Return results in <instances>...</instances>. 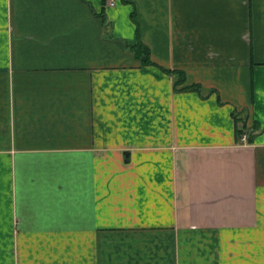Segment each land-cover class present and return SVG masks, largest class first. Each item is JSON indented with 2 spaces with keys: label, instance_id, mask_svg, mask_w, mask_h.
<instances>
[{
  "label": "crops",
  "instance_id": "obj_1",
  "mask_svg": "<svg viewBox=\"0 0 264 264\" xmlns=\"http://www.w3.org/2000/svg\"><path fill=\"white\" fill-rule=\"evenodd\" d=\"M0 264H264V0H0Z\"/></svg>",
  "mask_w": 264,
  "mask_h": 264
},
{
  "label": "trees",
  "instance_id": "obj_2",
  "mask_svg": "<svg viewBox=\"0 0 264 264\" xmlns=\"http://www.w3.org/2000/svg\"><path fill=\"white\" fill-rule=\"evenodd\" d=\"M130 50L133 52V54L135 55V57L139 58L140 62L142 64H150L151 61L149 60V51L147 47L141 46V44H137V45H133L130 46ZM184 78H181L179 80H177V83L179 82H183ZM183 89H198L199 86L197 84H192L189 86H184L182 87Z\"/></svg>",
  "mask_w": 264,
  "mask_h": 264
},
{
  "label": "built area",
  "instance_id": "obj_3",
  "mask_svg": "<svg viewBox=\"0 0 264 264\" xmlns=\"http://www.w3.org/2000/svg\"><path fill=\"white\" fill-rule=\"evenodd\" d=\"M244 139V138H243Z\"/></svg>",
  "mask_w": 264,
  "mask_h": 264
}]
</instances>
